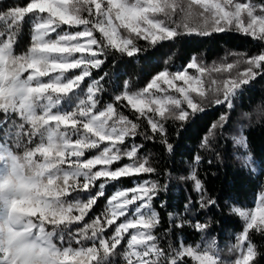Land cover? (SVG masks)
Returning <instances> with one entry per match:
<instances>
[{
    "label": "snow or ice",
    "instance_id": "1",
    "mask_svg": "<svg viewBox=\"0 0 264 264\" xmlns=\"http://www.w3.org/2000/svg\"><path fill=\"white\" fill-rule=\"evenodd\" d=\"M25 24L30 46L16 55ZM229 32L264 45V0H189L186 7L177 0H30L0 11V264H188L189 258L223 264L215 240L193 247L165 244L171 227L157 234L161 214L154 205L166 207L168 186L141 179L162 175L151 154L141 153L148 142L179 152L177 137L193 118L224 109L200 143L212 150L237 100L264 80V47L211 68L197 56L180 66L169 57L145 73L143 87L131 79L114 85L107 103L104 68L118 58L147 64L165 44ZM212 72L224 78L211 79ZM236 143L247 146L243 134ZM128 177L138 182L118 188L89 222L106 186ZM181 179L199 194L197 212L228 207L206 196L195 171ZM194 207L189 198L185 212ZM230 211L245 222L235 264H256L250 231L264 236V194L253 209ZM175 219L181 221L175 228L187 224L202 238L209 228L169 213Z\"/></svg>",
    "mask_w": 264,
    "mask_h": 264
},
{
    "label": "trees",
    "instance_id": "2",
    "mask_svg": "<svg viewBox=\"0 0 264 264\" xmlns=\"http://www.w3.org/2000/svg\"><path fill=\"white\" fill-rule=\"evenodd\" d=\"M238 1L247 2V0ZM27 2L30 0H0V11L13 5L22 6ZM252 2L259 3V0H252ZM30 36L31 26L25 24L14 46V54L20 55L27 50L30 46ZM141 46L146 45L141 42ZM261 47L264 45L254 39L229 32L209 37H186L174 44H165L159 51L154 52V58L147 64L144 59L118 58L114 62H109L104 68L105 72L110 73L109 82L105 85L109 91L104 101L110 102V97L117 92L114 85L117 83L122 85L124 80L131 79L136 88L143 87L145 73L154 72L157 63L162 68L164 61L169 57L172 58V64L180 66L192 56H197L211 68L214 65L235 63L241 58L240 55L235 54L254 55ZM224 111V109L209 110L207 116L193 118L192 127L183 133V138L177 137L181 144L177 153L169 155L159 145L146 143L141 156L151 154L153 164L158 166L162 175L159 177L143 175L141 179H158L162 185L168 186L161 197V200L166 202V207H160V200L155 201L154 205L161 214V224L157 234H163L170 227L173 230L172 235L164 240L165 244L169 241L175 244L182 240L193 247L196 245L204 247L215 240L216 250L223 264H235L241 252L237 237L242 234L245 222L238 214L231 212L230 207L252 208L264 191V80L258 79L251 84L250 90L244 93L242 102L237 100L234 111L229 113L230 122L225 125L223 134L218 135L213 141L212 150L201 149L200 143L207 134V128L216 122ZM0 119H3L2 115ZM241 134L245 138L246 147L236 143V139ZM142 142L140 139L136 140V143ZM93 154L96 153L93 152ZM197 155L202 157L199 163L195 160ZM244 155L251 156L250 161L259 166L258 171L243 164ZM192 171H195L204 183L206 196H212L228 207H225L223 211L213 208L197 212L199 194L195 191L190 179H181V177H188ZM137 182L135 178L128 177L123 178L120 183L114 182L107 185L105 196L100 198L95 211L91 212L90 217L86 219L90 222V218L99 214L107 198L111 197L118 188H130ZM82 198L86 199V197ZM189 198L196 207L190 212H185L184 205L188 203ZM169 213L174 217H183L193 222L199 220L201 223H209V228L203 238L199 232L187 224L182 229L175 228L174 225L181 221L175 219L170 222ZM250 237L258 252L255 258L256 264H264V236L259 232L250 231ZM188 264H196V262L189 258Z\"/></svg>",
    "mask_w": 264,
    "mask_h": 264
},
{
    "label": "rangeland",
    "instance_id": "3",
    "mask_svg": "<svg viewBox=\"0 0 264 264\" xmlns=\"http://www.w3.org/2000/svg\"><path fill=\"white\" fill-rule=\"evenodd\" d=\"M188 2H189V0H177V3H181V4H183L185 7L187 6ZM238 2H240V1H238ZM242 3H244V2H242ZM205 76H207V73L205 74ZM211 79H216L217 81H219V80H221V79H223V78H222V76L218 75L216 72H212V73H211ZM248 157H249L248 155H246V156L244 155V158H243V161H244V162H243V164H244L246 167L251 168V169L254 170V171H258V170H259V166H258L257 164H255L254 162L248 160V159H247ZM261 194H264V191H263ZM260 196H261V195H260ZM260 196H259V198H258V200H257L256 203H258V201H259V199H260ZM255 205H256V204H255ZM236 207L241 208V209H244V210H250V209H253L255 206L252 207V208H244V207H240V206H236Z\"/></svg>",
    "mask_w": 264,
    "mask_h": 264
}]
</instances>
